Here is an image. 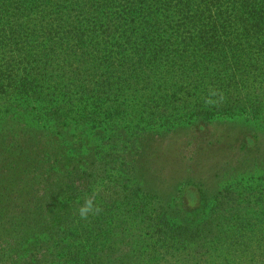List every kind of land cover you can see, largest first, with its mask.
<instances>
[{"label": "trees", "instance_id": "16d2710c", "mask_svg": "<svg viewBox=\"0 0 264 264\" xmlns=\"http://www.w3.org/2000/svg\"><path fill=\"white\" fill-rule=\"evenodd\" d=\"M0 264H264V0H0Z\"/></svg>", "mask_w": 264, "mask_h": 264}, {"label": "rangeland", "instance_id": "374dc122", "mask_svg": "<svg viewBox=\"0 0 264 264\" xmlns=\"http://www.w3.org/2000/svg\"><path fill=\"white\" fill-rule=\"evenodd\" d=\"M218 134H219V131L217 135ZM180 136L182 138H180L181 141L179 143L177 142L173 146L167 145L168 147L171 146L170 148L166 149L167 161L164 157L163 159H159L157 163L159 165H162V168L166 170L168 177H176V176L180 177L181 176V171L179 170L180 166L184 164H188L190 162L189 158L191 157L194 163H199V165L196 166V169L194 171L195 175L200 178L205 179L206 188H210L211 187L210 181H208L206 177L209 176L210 174H213V169L211 165L212 164L215 165L219 161H221L223 159L222 157L223 154L230 155L232 153L231 146L228 144L226 139H220V142L218 144L219 150L215 149L216 151L214 150L215 152L212 155H210L212 162L206 164L204 167H201V162L207 156V151L205 150V151L199 152L198 153L199 156L196 157L197 147L194 145L193 146H190L187 144L185 145L183 143L184 133H181ZM168 162H169V165H168ZM245 177H246V171L236 176L237 179H243ZM232 178H235V177L231 176L230 174L228 175L222 174L218 180H215L217 181V183H215L214 185L215 186L224 185L226 182L230 184L233 181ZM197 197L198 195L196 194L194 189H191V188L187 190L186 193H184V197L182 199L184 201V208L187 211H193L198 206Z\"/></svg>", "mask_w": 264, "mask_h": 264}, {"label": "clouds", "instance_id": "9594fccd", "mask_svg": "<svg viewBox=\"0 0 264 264\" xmlns=\"http://www.w3.org/2000/svg\"><path fill=\"white\" fill-rule=\"evenodd\" d=\"M100 211V207L95 203V193L86 194L83 204L78 208V215L80 219L87 220L90 215H96Z\"/></svg>", "mask_w": 264, "mask_h": 264}]
</instances>
